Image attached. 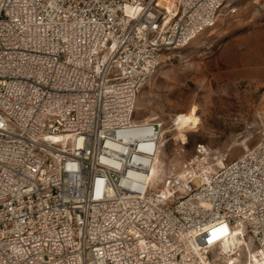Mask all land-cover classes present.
Instances as JSON below:
<instances>
[{"label":"built area","instance_id":"built-area-1","mask_svg":"<svg viewBox=\"0 0 264 264\" xmlns=\"http://www.w3.org/2000/svg\"><path fill=\"white\" fill-rule=\"evenodd\" d=\"M214 5L0 0V264H215L235 231L264 264V120L233 160L210 148L165 169L164 122L135 118L143 78L173 40L217 19ZM189 11L195 22L173 29Z\"/></svg>","mask_w":264,"mask_h":264},{"label":"rangeland","instance_id":"rangeland-1","mask_svg":"<svg viewBox=\"0 0 264 264\" xmlns=\"http://www.w3.org/2000/svg\"><path fill=\"white\" fill-rule=\"evenodd\" d=\"M217 16L191 42L165 51L139 94L135 118L165 124L158 158L165 169H178L201 146L233 160L256 141L250 129L264 115V0H225ZM252 250L235 231L212 256L215 264H251Z\"/></svg>","mask_w":264,"mask_h":264},{"label":"bare ground","instance_id":"bare-ground-1","mask_svg":"<svg viewBox=\"0 0 264 264\" xmlns=\"http://www.w3.org/2000/svg\"><path fill=\"white\" fill-rule=\"evenodd\" d=\"M225 0H218V5H214V16L218 15V12L223 7ZM131 14L133 17H141V5H131ZM197 18V11H189L178 12L173 18V29H183L186 23H194ZM216 22V19H204L202 20V27L197 28L195 33H189L181 40H173L169 46L165 48V51L170 49H177L185 46L189 42H191L194 38H196L199 34H201L204 30L212 27ZM136 52L147 53L148 52V44H137ZM148 78H143L142 87L145 85ZM119 99H126V92H119ZM56 94H46V102H55ZM46 114H59V107H46ZM190 115H187L181 122L183 126H186L190 123ZM264 120V115L263 119ZM143 125H150V119H143ZM50 128V120H42L41 121V130L42 132H49ZM164 132V130H163ZM120 133L128 134V124L120 123ZM139 127H131V135H138ZM72 142V134H64V143ZM197 152H210V150L206 147L201 146L198 148ZM264 155V148H263ZM159 158V157H158ZM59 174H69V166H59ZM238 232V231H236ZM237 237V236H236ZM228 239V236L226 237ZM226 245V243H225Z\"/></svg>","mask_w":264,"mask_h":264}]
</instances>
